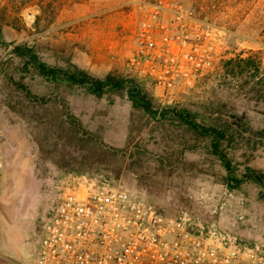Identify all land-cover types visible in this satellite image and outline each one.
Here are the masks:
<instances>
[{
  "label": "rangeland",
  "instance_id": "rangeland-1",
  "mask_svg": "<svg viewBox=\"0 0 264 264\" xmlns=\"http://www.w3.org/2000/svg\"><path fill=\"white\" fill-rule=\"evenodd\" d=\"M158 2L166 10L153 24L169 25L179 7L226 32L210 67L171 93L127 70L138 25ZM15 46L95 79H129L157 112L185 109L199 123L212 111L232 112L239 137L220 149L238 177L246 166L264 174V0H0V264H33L57 196L100 184L126 188L164 214L184 215L264 253V188L227 181L206 140L150 120L124 90L97 97L46 81L12 53ZM247 58L253 67L231 73Z\"/></svg>",
  "mask_w": 264,
  "mask_h": 264
},
{
  "label": "built area",
  "instance_id": "built-area-1",
  "mask_svg": "<svg viewBox=\"0 0 264 264\" xmlns=\"http://www.w3.org/2000/svg\"><path fill=\"white\" fill-rule=\"evenodd\" d=\"M151 7L138 25L127 70L165 93L191 87L212 64L226 32L179 7L169 25L153 24L166 9L160 2ZM37 237L33 264H264L257 247L184 215L164 214L107 184L58 195Z\"/></svg>",
  "mask_w": 264,
  "mask_h": 264
},
{
  "label": "trees",
  "instance_id": "trees-1",
  "mask_svg": "<svg viewBox=\"0 0 264 264\" xmlns=\"http://www.w3.org/2000/svg\"><path fill=\"white\" fill-rule=\"evenodd\" d=\"M12 53L18 58H24L25 67L30 66L35 74L42 77L46 81L65 83L67 87L75 86L84 88L87 93L93 94L97 97L101 96L105 92H115L124 90L127 98L131 102L132 107L135 110L147 115L150 120L161 123L168 121L171 124H176L182 129L185 136L189 137V140L196 141L203 139L208 142L209 153L214 155L221 164L224 172L226 173L227 181H232L234 184H240L244 181H252L255 184L264 188V174L258 170L244 167L242 174L238 177L235 175V170L231 166L227 154L223 149H220L221 145L230 146L231 143L237 140L239 133L237 131V116L230 111H212L206 123H199L196 115L190 113L185 109L175 108H163L159 112L154 109L153 100L139 85L133 83V81L125 78L114 77L107 75L104 79H95L88 75L85 71L75 67L69 66L66 68H60L51 66L41 61L34 51L26 46H15L11 49ZM226 62L225 65L229 64ZM253 61L250 59H238L236 65L232 68V72H241L245 69L253 67ZM29 95V91H27ZM37 99V97H34ZM213 114V116L211 115ZM112 153L118 152L117 150H111ZM131 156V153H129ZM264 195V194H263Z\"/></svg>",
  "mask_w": 264,
  "mask_h": 264
}]
</instances>
